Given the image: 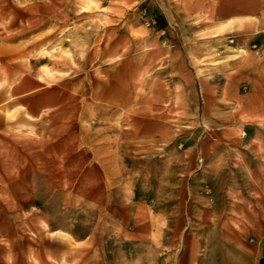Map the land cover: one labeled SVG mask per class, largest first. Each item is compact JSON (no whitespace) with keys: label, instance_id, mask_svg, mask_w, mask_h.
<instances>
[{"label":"rangeland","instance_id":"374dc122","mask_svg":"<svg viewBox=\"0 0 264 264\" xmlns=\"http://www.w3.org/2000/svg\"><path fill=\"white\" fill-rule=\"evenodd\" d=\"M263 246L264 0H0V264Z\"/></svg>","mask_w":264,"mask_h":264},{"label":"trees","instance_id":"16d2710c","mask_svg":"<svg viewBox=\"0 0 264 264\" xmlns=\"http://www.w3.org/2000/svg\"><path fill=\"white\" fill-rule=\"evenodd\" d=\"M258 264H264V246H263V251H262V255H261V258L259 260V263Z\"/></svg>","mask_w":264,"mask_h":264},{"label":"bare ground","instance_id":"6f19581e","mask_svg":"<svg viewBox=\"0 0 264 264\" xmlns=\"http://www.w3.org/2000/svg\"><path fill=\"white\" fill-rule=\"evenodd\" d=\"M41 84V83H40ZM44 84V83H43ZM48 85V84H47ZM38 86V85H37ZM53 86H54V84H53ZM58 87V86H57ZM56 88V87H55ZM58 90V89H57ZM64 90V89H63ZM54 91V90H53ZM59 91H61V89L59 90ZM67 91V90H66ZM56 93V92H55ZM66 93V92H65ZM62 97V96H61ZM77 100V99H76ZM74 101H75V99H74ZM55 102H57V101H55ZM60 102V101H59ZM58 103V102H57ZM79 104V103H78ZM62 110V109H61ZM63 112V111H62ZM56 114V113H55ZM55 116V115H54ZM53 118V117H52ZM55 119V118H54ZM49 126V125H48ZM85 128V127H84ZM52 129V128H51ZM88 137V136H87ZM89 138V137H88ZM56 141V140H55ZM62 141V140H61ZM89 142V141H88ZM56 146V145H55ZM89 146V145H88ZM60 148V147H59ZM89 148V147H88ZM82 151V150H81ZM77 152V151H76ZM81 153V152H80ZM84 154V153H83Z\"/></svg>","mask_w":264,"mask_h":264},{"label":"crops","instance_id":"0c3cea01","mask_svg":"<svg viewBox=\"0 0 264 264\" xmlns=\"http://www.w3.org/2000/svg\"><path fill=\"white\" fill-rule=\"evenodd\" d=\"M209 2H207V4H208ZM210 4V3H209Z\"/></svg>","mask_w":264,"mask_h":264}]
</instances>
